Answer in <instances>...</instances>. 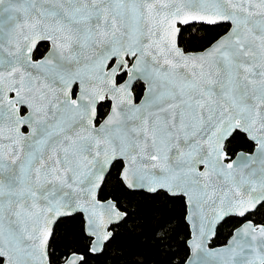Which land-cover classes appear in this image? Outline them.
Returning <instances> with one entry per match:
<instances>
[{"label":"snow or ice","instance_id":"obj_1","mask_svg":"<svg viewBox=\"0 0 264 264\" xmlns=\"http://www.w3.org/2000/svg\"><path fill=\"white\" fill-rule=\"evenodd\" d=\"M110 179L180 201L184 264H264L248 219L264 210V0H0L2 264H56L54 226L74 215L102 251L129 219L99 198ZM232 216L244 223L210 248ZM175 230L164 214L152 226L161 248Z\"/></svg>","mask_w":264,"mask_h":264},{"label":"trees","instance_id":"obj_2","mask_svg":"<svg viewBox=\"0 0 264 264\" xmlns=\"http://www.w3.org/2000/svg\"><path fill=\"white\" fill-rule=\"evenodd\" d=\"M226 30L227 26H219L215 29L205 27L200 35H207L211 40L222 35ZM188 35L189 31H185L184 37ZM196 46L198 47L199 44ZM107 107L105 105V111ZM248 150L249 148L245 147V151ZM114 177L115 171H113ZM114 183V179H110L109 186L99 198L105 200L115 197L119 200L122 209L129 212L126 223L111 228L115 239L100 254L91 255L87 250L88 238L83 232L82 217L75 215L64 218L54 226L55 236L51 240L52 259L56 264H59L60 257L69 251L83 254L86 264H133L137 260L141 264H183L188 255L186 241L189 238V231L183 219L184 209L180 201L157 199L143 193H129L126 190L117 191L114 189ZM160 214L166 215L176 229L165 242L170 247L161 248L160 242L152 232V226ZM248 219L255 223H264V210L255 216H249ZM243 222V218H227L218 226L217 235L210 246L224 245L233 230Z\"/></svg>","mask_w":264,"mask_h":264},{"label":"water","instance_id":"obj_3","mask_svg":"<svg viewBox=\"0 0 264 264\" xmlns=\"http://www.w3.org/2000/svg\"><path fill=\"white\" fill-rule=\"evenodd\" d=\"M74 216H75V215H74ZM80 216L82 217V221H83V216H82V215H80ZM232 217L242 219V218H240V217H236V216H232ZM65 218H69V217H65ZM227 218H229V217H227ZM227 218H226V219H227ZM62 219H64V218H61L60 220H62ZM60 220H59V221H60ZM221 223H222V222H221ZM243 223H244V222H243ZM243 223H242V224H243ZM242 224H241V225H242ZM241 225H240V226H241ZM240 226H238L237 228H239ZM187 227H188V231H189V238H188V240H189V239H190V227H189L188 225H187ZM110 230H111V229H110ZM234 230H235V229H234ZM234 230H233V231H234ZM232 233H233V232H232ZM230 236H231V235H230ZM214 238H215V237H214ZM214 238H213V239H214ZM229 238H230V237H229ZM229 238H228V239H229ZM213 239L209 242V245H208V246H209L210 248H217V247H211V246H210V245H211V242L213 241ZM228 239H227V241H228ZM188 240H187V241H188ZM187 241H186V247H187V249H188V255H187V257H188L191 253H190V249H189V247H188ZM227 241H226V243H227ZM226 243H225V244H226ZM102 251H103V250H102ZM102 251L97 252V253H95V254H92V253H90V254H91V255H98V254H100ZM186 259H187V258H186ZM0 261H1L0 264H2V259H0ZM183 264H184V263H183Z\"/></svg>","mask_w":264,"mask_h":264}]
</instances>
